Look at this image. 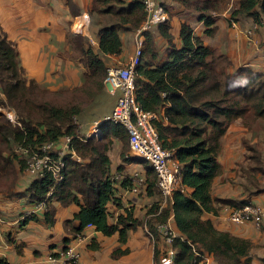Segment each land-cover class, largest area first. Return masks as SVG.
<instances>
[{
	"label": "trees",
	"instance_id": "obj_1",
	"mask_svg": "<svg viewBox=\"0 0 264 264\" xmlns=\"http://www.w3.org/2000/svg\"><path fill=\"white\" fill-rule=\"evenodd\" d=\"M172 1L198 15L207 28L206 34L213 36L215 15L226 10L232 0ZM230 15L234 22L252 18L261 24L264 0H239ZM89 16L90 27L98 29L97 48L92 47L87 37L67 34V43L73 49L69 57L85 69V82L81 87L59 91L43 89L27 76L15 44L0 26V93L5 97L2 106L13 109L22 124V127L14 126L0 116V180L5 187L0 189V194L26 196L34 205L47 200L41 216L49 225L56 222L53 202L64 207L77 205L78 213L65 224L73 238L92 226L105 236L119 234V241L125 244L131 230L147 227L154 236L157 262V243L162 238L158 226L173 220L180 232L173 242L177 262L199 264L208 256L214 264H251L252 243L218 230L204 215H216L215 204L235 209L251 203L252 196L264 192L258 176L264 175L262 155L252 144L243 141L251 155L239 172L247 180L243 187L249 199L213 197L215 180L223 174L220 157L229 128L239 122L255 136L256 124L264 121V73L243 68L237 76L232 75L229 57L205 45L187 22L180 24V46L174 40L170 19L157 26V34L167 45L165 58L151 30L145 33L142 62L136 68V101L143 110L157 115L155 127L159 140L181 165L182 181L162 210L159 203L143 219L134 218L132 209L124 208L116 197L119 178H123L122 188L133 190L134 177L123 175V166L119 167L118 174H112L108 155L118 140L123 144V161H130L125 157L130 146L128 131L122 125L103 121L101 137L86 139L77 119L104 93V81L111 66L108 58L123 52L120 32H135L141 28L146 20L145 6L142 0H92ZM65 137L72 138L70 150L80 161L74 158L66 161L64 180L54 187L49 175L33 178L25 193L15 194L27 166L24 156L17 154L14 148L58 143ZM143 162L147 169L144 185L154 194L156 173L147 161ZM51 189L52 194L47 197ZM109 204L123 209L114 225L109 223ZM38 219L36 214L24 217L21 226ZM65 242L69 243L70 238ZM127 253L128 250L117 249L113 257ZM0 264L10 263L0 257Z\"/></svg>",
	"mask_w": 264,
	"mask_h": 264
},
{
	"label": "crops",
	"instance_id": "obj_2",
	"mask_svg": "<svg viewBox=\"0 0 264 264\" xmlns=\"http://www.w3.org/2000/svg\"><path fill=\"white\" fill-rule=\"evenodd\" d=\"M238 1L232 0L226 10L215 15V33L208 36L207 28L198 15L185 11L172 0H161L168 11L172 34L178 46L181 45L180 24L187 22L192 25L194 22L192 27L195 35L200 37L205 45L229 57L232 62V75L237 76L243 68L264 73V20L261 24H257L252 18L232 22L230 12ZM91 6L92 0H0V26L7 38L15 44L20 65L25 69L27 76L41 88L59 91L78 88L84 84L85 69L69 57L73 49L67 43V34L71 32L87 37L92 47L97 48L98 29L90 27V24L86 26L83 21V15L89 14ZM80 25L82 26L79 33L75 29ZM257 25L259 28L253 38H248L245 31ZM150 33L165 58L167 45L157 34V26L153 27ZM120 37L123 52L120 56L108 58L107 63L111 66L123 67L128 64L136 50V31L120 32ZM119 97V91L112 94L105 86L104 93L86 112L102 111L103 118L99 121L95 118L93 122L97 125L93 129L86 128L82 135L88 136L101 126L105 118L112 114ZM102 99L106 102L102 106L103 109L99 107ZM164 111L163 108L162 113ZM243 141L254 144V134L237 122L229 128L223 142L224 149L220 157L223 174L215 180L213 186V197L216 199H249L244 194L243 187L247 180L239 172L240 167H245L249 162V152L244 148ZM122 152L123 144L115 140L108 153L112 174H118L119 167L123 166V175L137 176L141 183L136 191L124 189L121 186L123 178H119L116 197H119L124 208L132 209L134 218L143 219L154 205L163 202V198L156 186L154 194L147 191L144 185L147 179L144 160L134 157L128 146L125 157L130 161L124 162ZM27 177V181H24ZM32 180L25 171L14 193H25ZM3 195L6 194H0V257L6 258L10 264H51L50 259L59 257L69 246L79 250V264H160V260L157 262L155 241L149 235L147 227L131 230L125 244L119 241V234L105 236L92 226H88L78 237L73 238L67 233L65 224L73 220L78 213L77 205L64 207L59 202H53L56 222L49 225L43 221L38 205L29 203L28 197L4 198ZM250 200L252 204L264 209V192L252 196ZM215 205L218 213H206L204 217L211 220L218 230L249 240L252 243L251 264H264V220L260 226L251 222L235 224L230 221L233 210L231 206ZM108 210L111 214L109 223L114 225L123 209L109 204ZM32 214L38 215L39 219L22 227L21 221L24 217ZM169 222L179 237L180 232L174 221ZM67 238H70L69 243L65 242ZM165 246L164 240L160 238L157 243L159 259ZM117 249L128 250V253L113 257ZM208 258L205 263L214 264L212 257Z\"/></svg>",
	"mask_w": 264,
	"mask_h": 264
},
{
	"label": "built area",
	"instance_id": "obj_3",
	"mask_svg": "<svg viewBox=\"0 0 264 264\" xmlns=\"http://www.w3.org/2000/svg\"><path fill=\"white\" fill-rule=\"evenodd\" d=\"M142 2L145 6L146 20L141 28L136 31V50L133 57L123 67H108V74L104 81L105 86L112 94L119 91L120 97L112 114L106 117L104 121L124 126L129 134V145L134 157L147 161L154 169L157 176L156 188L163 197V202L160 203V210H162L172 198L173 193L181 186L182 167L173 159V152L164 149L161 145L155 127V121L158 119L157 115L143 110L137 104L135 76L136 68L141 64L144 54L145 33L155 26L166 23L169 20V14L161 0H142ZM83 21L86 26L91 24L89 14L83 15ZM81 26H77L75 31L80 33ZM258 28L257 25L253 29H247L245 31L246 36L252 39ZM3 109L2 116L8 119L12 125L22 127L13 109L9 107H3ZM100 137L101 130L99 127L84 138L99 139ZM71 142V137H65L58 143H45L35 147L17 146L15 152L24 156L27 166L26 171L33 178H43L49 175L54 182V187H56L64 180L66 161L69 158L80 161L75 152L70 150ZM133 181L135 183L133 190L136 191L141 181L137 176H134ZM52 191L53 189L47 197L51 196ZM46 202L47 200L38 205L40 211L45 210ZM263 220L264 209L251 203L233 209L230 215V221L235 224L251 222L260 226ZM158 231L166 245L159 259L160 264H181L176 261V250L173 247V242L177 235L170 222L159 225ZM148 233L154 239L153 234L149 231ZM80 258L79 250L76 247L69 246L59 257H52L50 263L79 264ZM203 259L199 264L207 263L209 260L208 256L203 257ZM194 263L196 261L191 264Z\"/></svg>",
	"mask_w": 264,
	"mask_h": 264
},
{
	"label": "rangeland",
	"instance_id": "obj_4",
	"mask_svg": "<svg viewBox=\"0 0 264 264\" xmlns=\"http://www.w3.org/2000/svg\"><path fill=\"white\" fill-rule=\"evenodd\" d=\"M195 19V18H194ZM191 23H192V21H191ZM194 24V22L192 23V25ZM256 33V32H255ZM0 100H1V104H0V113H3L4 112V109H3V107L4 106H2L3 105V103H4V101H5V97H4V95L3 94H1L0 93ZM106 104V102H105V100L104 99H102V101L101 102H99V107L101 108V109H103L102 108V106H104ZM5 107H7V106H5ZM10 108V107H9ZM100 110V109H99ZM104 113H84V114H82L81 115V117L78 119V124L80 125V127H81V131H82V133H83V131L86 129V128H88V129H93L97 124H96V122H93V120L96 118V121L98 120H102V118H103V115ZM255 129H257L256 130V135L254 136V139H255V143L254 144H252L254 147H256V149L260 152V154L262 155V162L264 163V121L261 123V121H260V123H258V124H256V126H255ZM87 133V132H86ZM87 136V135H86ZM249 143V142H248ZM250 144V143H249ZM243 145H244V148L245 149H247L246 148V146H245V144H244V142H243ZM16 148V147H15ZM15 148H14V150H15ZM124 150V149H123ZM248 151V150H247ZM249 152V151H248ZM247 152V153H248ZM249 155H251L250 154V152H249ZM249 155H248V158H249ZM263 166V170H264V164L262 165ZM28 173V172H27ZM28 175L30 176V177H32L33 178V176L32 175H30L29 173H28ZM259 176V180H260V185L262 186V187H264V175L262 174H259L258 175ZM27 179H28V177L24 180V181H27ZM2 180H0V189H2V190H4V186H3V181L1 182ZM139 185V184H138ZM140 186V185H139ZM139 186H138V188H139ZM160 193V192H159ZM161 195V194H160ZM4 196V198L5 197H10V198H17L18 196H15V195H10V194H6V195H3ZM161 197H162V195H161ZM163 198V197H162Z\"/></svg>",
	"mask_w": 264,
	"mask_h": 264
}]
</instances>
